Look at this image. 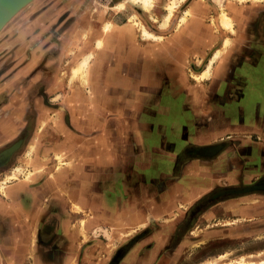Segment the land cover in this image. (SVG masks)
<instances>
[{
  "label": "rangeland",
  "instance_id": "1",
  "mask_svg": "<svg viewBox=\"0 0 264 264\" xmlns=\"http://www.w3.org/2000/svg\"><path fill=\"white\" fill-rule=\"evenodd\" d=\"M173 1L176 6V0H152L145 8L136 0H32L0 30V151L26 140L12 163L0 170V197L6 185L45 183L46 198L55 200L45 211L53 215L49 222H36L32 242L42 249L68 251L61 254L60 264H121L127 255L132 256L127 264H235L242 260L264 264V197L234 202L235 210L251 214L222 211L220 219L197 226L201 210L224 195L214 193L193 205L179 198L183 166L211 157L227 144L192 146L190 140L211 122L206 118L197 130L192 108L209 99L212 70L219 58L212 61L214 53L226 38L231 45L223 54L234 47L238 29L233 21L235 33H230L217 20L222 9L231 16V0H185L174 6L167 25V8ZM198 1L204 46L198 53L189 46L183 51L187 52L184 60L172 63L169 72L167 35L178 33L191 20L193 14L179 22ZM232 2L237 7L254 5ZM255 5H264V0ZM99 38L104 40L101 45ZM171 51L174 57L176 49ZM209 66V77L197 79ZM22 67L29 70L23 73ZM84 122L97 125L92 130L95 134L100 124L119 128L118 140L112 143L117 156L109 158L114 165L106 173L95 162L99 155L86 157L90 161L85 165L83 157H75L73 163L58 153V144L82 132L79 125ZM8 131L11 136L5 137ZM131 185L132 193L125 189ZM102 194L109 204L108 220L99 215ZM85 195L94 198L91 209L69 207L73 198L82 202ZM134 196H139L140 222L113 220L110 212L116 197L125 205ZM171 201L174 207L167 211ZM212 228L232 233L212 241L204 234ZM188 230L187 242L174 252ZM171 233L168 242L164 235ZM152 246L156 252L148 251Z\"/></svg>",
  "mask_w": 264,
  "mask_h": 264
},
{
  "label": "crops",
  "instance_id": "2",
  "mask_svg": "<svg viewBox=\"0 0 264 264\" xmlns=\"http://www.w3.org/2000/svg\"><path fill=\"white\" fill-rule=\"evenodd\" d=\"M176 1L177 5L175 8L185 0ZM199 1L197 2L198 4H191L184 12V15L187 13L186 18L188 15L193 14L191 20L184 26L179 24L181 27L178 33L167 35V42L171 45L169 52H167V71L169 72L173 71L171 67L172 63L184 60L183 57L187 52L184 53L183 51H187L189 46L192 45V48H195L197 53L199 48L204 46L206 34L204 33V25L199 19L201 15L200 11L202 12L199 7ZM219 1L221 0H215V2ZM232 1H235L239 5L252 1L255 5L262 0H247L243 3L231 0L230 3L232 4H230L228 10L231 16L223 9L220 12V14L224 12L227 16L233 18L238 29V36L234 47H231L226 54L220 56L217 59L218 63L216 67H213L211 88L208 94L210 96L209 99H205L207 100L205 105L199 103L195 108H192L196 128L202 127L204 124L203 120L206 118L211 119V122L206 123L204 125L205 128L202 127L200 129L201 134L194 136V140L191 139L190 142L195 148H202L209 146V144H221V142H227V144L223 145L211 157L206 159L197 158V160L183 166L180 173L178 190L181 202H187L192 205L214 193H217V197L219 195L224 196L216 199L206 208H203L197 216L196 226L200 222L204 223L220 219L219 215L222 211H233L239 214V216L251 214V211H247L246 209L235 210L234 202L244 203V199H256L251 198L252 196L264 197V194L260 191L239 192V188L241 190L249 189L253 185L264 181V72L262 71L264 69V56L261 51L264 45L262 26L264 5H259L258 7L256 5L237 7ZM220 14L217 16L219 24ZM168 23L169 21L167 25ZM173 49H176L174 57L171 54V50ZM27 68L24 69L22 67L21 72L24 73V70H29ZM81 80H86L85 74L81 77ZM185 118H187L186 115L182 117L183 123L187 124ZM96 126V124L91 122H84L82 125H79L82 132L68 135V138L64 139L65 143L59 142L61 144L57 146L59 149L58 153L66 156L73 163L76 162L74 160L75 157L93 159V157L99 155L100 159L94 161L100 164L101 168H105L106 173L114 165L109 161V158L117 156L118 151L116 149L113 150L114 146L112 143L118 140L119 128L116 124L114 128L108 124H100L99 131L95 134L92 133V130ZM228 133H232L230 138L227 137ZM9 136H11L10 131L6 132L5 137ZM208 139H211L212 143H205L208 142ZM18 143H20V140L13 143V149ZM9 150L12 153L11 148ZM9 150H5L0 154V167L9 162L11 157ZM89 159L84 162L85 165L89 163ZM115 164V168H119V165ZM84 171H86V167ZM196 178L198 179L193 185L192 180ZM44 185L45 183L41 186L33 187L27 181H21L6 185L5 190L2 189L4 195L0 197V264H60L62 262L61 254L64 255L68 252L42 249L38 245L34 246L32 242L36 222L44 220L49 222V216L53 215L49 210L45 211L46 207L48 208L49 204L52 205L55 200L51 197L46 198L43 191ZM125 189L130 191V193L134 190L132 185L131 189L130 186ZM116 192H118V189ZM218 192L220 193L218 194ZM46 199L48 200L47 204L44 203ZM104 200H106L104 199V195H100L98 202L99 215L102 219L108 220L109 215L106 206H109V204ZM118 200L116 197L113 212H110L113 220L116 218L117 221L127 220L139 223V196L128 198V203L125 205L121 204ZM93 201L94 198L85 195L82 202L77 198H73L69 207L72 204H77L84 210V208H89V206L92 207ZM152 204L154 207H157L155 202L150 201L149 205ZM172 207H174V202L172 201L167 203V208L165 206L167 211H170ZM256 208L257 210H261L257 205ZM54 216L56 217L57 214H54ZM188 231L179 240L174 252L187 242L190 230ZM230 233L232 231H221L212 228L204 234L207 238L214 241L218 235H221L218 239L229 238L231 236L229 235ZM56 236H58L57 243L59 240L58 233ZM151 236L150 234L148 237ZM165 236H167V240L169 239L168 242H170L172 233ZM34 242L37 243V241ZM148 251L156 252V247L152 246ZM127 256L121 264H127L128 261H132V256Z\"/></svg>",
  "mask_w": 264,
  "mask_h": 264
},
{
  "label": "bare ground",
  "instance_id": "3",
  "mask_svg": "<svg viewBox=\"0 0 264 264\" xmlns=\"http://www.w3.org/2000/svg\"><path fill=\"white\" fill-rule=\"evenodd\" d=\"M136 1H138L140 4H142L145 8H149L150 6H151V3H152V0H136ZM201 1V0H200ZM238 2H245V1H247V0H237ZM174 6H175V3H174V1L173 2H171V4L168 6V8H167V11H168V13H167V19H166V22H168L169 21V19H170V17H171V15H173V12H174ZM22 9V8H21ZM19 12V11H18ZM187 15V13L180 19V22H182L184 19H185V16ZM166 18V17H165ZM6 24V23H5ZM220 24H221V26L224 28V29H226L227 31L229 30L230 31V33H235V30H234V27H233V19L231 18V17H229V16H227L224 12H222L221 14H220ZM163 25V24H162ZM165 25V24H164ZM137 26V25H136ZM4 27V26H3ZM2 27V28H3ZM163 27V26H162ZM1 28V29H2ZM109 28V26L107 25H105V27H104V30H107ZM145 35L147 36V37H151V35L150 34H148L147 32H145ZM154 38V37H153ZM99 42H98V44L99 45H101L102 43V40L101 39H99L98 40ZM230 43H231V40H230V38H226L225 40H224V42H223V46L220 48V49H218L217 51H216V53H214L215 55H214V57H213V59H212V61L214 60V59H216V58H218V57H220V56H222L223 55V52H225L226 50H227V47H229L230 46ZM100 47V46H99ZM85 60L86 59H83V62H85ZM212 61L210 62V63H212ZM87 62V61H86ZM82 63V62H81ZM80 65V64H79ZM86 65V64H85ZM84 65V66H85ZM81 67V66H80ZM80 67H78V68H80ZM77 68V69H78ZM81 69V68H80ZM79 70V69H78ZM75 72V71H74ZM209 74H210V66L208 67V70H206L202 75H201V77H198L197 79H201V78H206V77H209ZM26 179H30V174H28L27 176H26ZM247 200H249V202H253L252 200L253 199H244V201H247ZM258 201V200H257ZM255 202V201H254ZM246 203V202H245ZM81 207V206H80ZM77 204H72V209H74V210H77V209H80L81 210V208H80ZM146 224L145 223H142V226H145ZM125 229H128V228H126L125 227ZM129 231H131V230H128V231H126L127 233L129 232ZM130 234V233H129ZM123 238V237H122ZM109 248V247H108ZM75 264V263H74ZM207 264H211V263H207ZM228 264H234L233 262H229ZM235 264H256V263H253V262H245V261H240L239 263H235ZM257 264H263V263H257Z\"/></svg>",
  "mask_w": 264,
  "mask_h": 264
},
{
  "label": "water",
  "instance_id": "4",
  "mask_svg": "<svg viewBox=\"0 0 264 264\" xmlns=\"http://www.w3.org/2000/svg\"><path fill=\"white\" fill-rule=\"evenodd\" d=\"M32 0H0V30L1 28L5 25V23H7L21 8H23L25 5H27L29 2H31ZM25 139H21L20 140V145L19 146H15L17 147L15 149H13V144L3 150L0 151V154L3 153L5 150H9L11 148L12 153H11V157L8 163H6L5 165L0 167V170L7 168L13 161V157L15 154L21 152L23 150L22 145L25 144ZM10 155V154H9ZM242 191H261L264 193V181H261L255 185H253L251 188L249 189H245V190H240V192Z\"/></svg>",
  "mask_w": 264,
  "mask_h": 264
},
{
  "label": "flooded vegetation",
  "instance_id": "5",
  "mask_svg": "<svg viewBox=\"0 0 264 264\" xmlns=\"http://www.w3.org/2000/svg\"><path fill=\"white\" fill-rule=\"evenodd\" d=\"M262 26H263V35H264V19H263V24H262ZM263 42H264V39H263ZM262 55L264 56V45L262 46ZM264 58V57H263ZM263 68H264V65H263ZM263 72H264V69L262 70ZM21 140V139H20ZM18 144H20V143H18ZM16 146V145H15ZM17 148V147H16ZM215 197H216V195H215ZM202 211V210H201ZM147 237V236H146ZM134 247V246H133Z\"/></svg>",
  "mask_w": 264,
  "mask_h": 264
}]
</instances>
